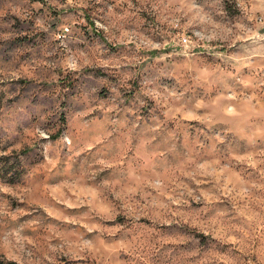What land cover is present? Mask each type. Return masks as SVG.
<instances>
[{
	"label": "rangeland",
	"instance_id": "rangeland-1",
	"mask_svg": "<svg viewBox=\"0 0 264 264\" xmlns=\"http://www.w3.org/2000/svg\"><path fill=\"white\" fill-rule=\"evenodd\" d=\"M0 157V264H264V0H0Z\"/></svg>",
	"mask_w": 264,
	"mask_h": 264
},
{
	"label": "trees",
	"instance_id": "trees-1",
	"mask_svg": "<svg viewBox=\"0 0 264 264\" xmlns=\"http://www.w3.org/2000/svg\"><path fill=\"white\" fill-rule=\"evenodd\" d=\"M2 162H3L2 157H0V177L2 176V174H4V172L5 173L7 172L5 166L2 165ZM4 264H11V263H4Z\"/></svg>",
	"mask_w": 264,
	"mask_h": 264
},
{
	"label": "built area",
	"instance_id": "built-area-1",
	"mask_svg": "<svg viewBox=\"0 0 264 264\" xmlns=\"http://www.w3.org/2000/svg\"><path fill=\"white\" fill-rule=\"evenodd\" d=\"M181 41H182L183 44H187L189 42L188 36H182L181 37Z\"/></svg>",
	"mask_w": 264,
	"mask_h": 264
}]
</instances>
